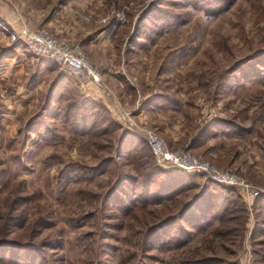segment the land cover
I'll return each instance as SVG.
<instances>
[{
    "label": "rangeland",
    "instance_id": "obj_1",
    "mask_svg": "<svg viewBox=\"0 0 264 264\" xmlns=\"http://www.w3.org/2000/svg\"><path fill=\"white\" fill-rule=\"evenodd\" d=\"M190 1L0 0L10 32L45 30L78 48L106 89L84 90L0 33L6 53L22 51L29 64L28 75L0 78V264H264V210L254 207L264 196L245 200L236 187L192 173L183 174L198 175L193 188L167 185L163 175L157 186L153 165L172 170L159 167L146 145L127 150L125 132L145 139L112 110L118 102L169 152H189L264 189V70L245 79L246 61L264 52V0H213L209 8ZM37 64L45 68L39 77ZM63 77L71 86L54 99L51 86ZM74 90L105 108L100 117L111 128L96 109L83 120L79 109L67 114ZM154 97L172 105L145 103ZM76 119H87L84 131L73 128ZM212 119L236 131L189 149ZM211 183L232 189L238 208L206 215L199 205L187 215L186 205ZM209 214L220 218L198 229ZM165 225L176 239L151 246Z\"/></svg>",
    "mask_w": 264,
    "mask_h": 264
},
{
    "label": "trees",
    "instance_id": "obj_2",
    "mask_svg": "<svg viewBox=\"0 0 264 264\" xmlns=\"http://www.w3.org/2000/svg\"><path fill=\"white\" fill-rule=\"evenodd\" d=\"M211 2H215V1L206 0L204 2V0H196L195 2L190 1V2H188V4H190V6H192L194 8H196L198 6V4H200V3H202V5H207L206 7H208V6L214 7V5H216V3L213 5H210ZM159 3H161V2H159ZM159 3H157V4H159ZM218 3H220V2H218ZM222 7H224V5H222L220 8H222ZM166 19L169 22L168 25H170L171 21L174 20L172 18H166ZM172 23L174 24L175 22H172ZM6 52H8V51L6 50L5 52L2 53L3 56L8 55V53H6ZM246 62H249V64H248V67L250 68L249 73L250 74L252 73V74L248 78H245V76H243V78H245L246 80H249L252 78L258 79L257 74L261 73L260 69L264 70V52H261L258 55L252 56ZM242 71H243V69L240 66L238 69H236L235 72H242ZM69 86H71V81L68 79H65L63 77L61 82H60V80L59 81L56 80V82H54V84L51 86L50 92L51 91L57 92L56 96L54 95V97H55L54 99H58V98L60 99L61 97H63L65 91L68 89ZM165 101H167V100H164L161 97H159V98L154 97L153 99H151L150 101H146L145 103L149 106L150 105L160 106L163 104L166 107V106L172 105L171 103H168ZM72 108L81 110L79 112L80 113L79 116L81 117V120H83L84 117H86L87 115H90L91 113H92V115H95L94 112H92V111H93V109H96L95 113L97 114V117L104 120L106 128L109 129L112 126L111 120H109L106 116L102 115L103 117H100L101 111L103 113H105V111H106L105 108H103L100 104H97L96 102H94L88 98L82 97L76 91L73 94L72 104L71 105L68 104L66 107L67 114H69V111H71V113H72V111L74 110V109L72 110ZM72 115H73V113H72ZM86 121H87V119L85 121H82V123H81L79 119H76V121L74 122L73 128L76 131H81L82 129H85V128H82V125L85 126L84 123H86ZM89 129L93 130V128H89ZM82 131H84V130H82ZM235 131H236V129L234 128V126H232L228 123H225L222 120L212 119L209 122L205 123L201 127V129L197 132V134L194 136V138H192L193 140L190 144L189 149L196 147V146H199L205 140L210 139V138H214L216 135H219L221 132L234 133ZM124 136L128 137L127 138V145H126L127 150L135 148L134 145H136L137 143L139 145H146L148 147V149L150 150L146 140L142 141L136 137H133L131 134H128V132H125ZM155 165H153V167L151 168V171H154V172H150V175L152 176L151 173H153V177H152L153 179L152 180H155L156 178L158 179L157 186L159 185V183H161L160 184V186H161V185H165V184L168 185L171 182L177 181V182L182 183V186L179 189L185 190V189L195 187V185H196L195 180L197 178L196 176H198V175H187V174H183L180 172L161 170V169H158V167ZM162 175H163V179L164 178L166 179L165 184H164V181L159 180V179H162V178H160ZM160 186L157 189H161ZM157 194H159V192H157ZM223 204H224V206H223ZM199 205H201V208L203 209V211L207 215L208 213L211 214L213 211H219V210L227 211V210H234L235 208L237 209L238 208V200H237L235 192L232 189H229L226 187H221L215 183L214 184L211 183V184L206 185L205 189L202 190V192H200L199 194H197L186 205V208L188 211L187 215H190L191 213H195L197 211V209L199 208ZM254 207L261 210V211L264 210V199H257L255 201ZM210 214H209L208 218L204 217V221L202 222L203 224L200 225L199 223H201V221L200 222L196 221V222H198V225H200L198 227V229H201L202 227L210 225V223L212 221H214L216 218L217 219L220 218V217H210ZM180 215H182V214H180ZM175 218H174L175 220H178L180 218L181 220H184V222L186 221L185 218H181L180 216H176ZM168 220H172V219H168ZM187 224L192 226V228H193V225H191V222H187ZM169 228H171V227L166 226L165 230L162 231L160 229L159 234L152 235L151 240H150L152 242L151 246L152 245L170 246L171 243L173 242V240H175L176 238L174 237L173 234H170L171 231H169L168 233L166 232ZM163 232H166L170 236L169 237H166L165 235L162 236ZM177 237H178V234H177Z\"/></svg>",
    "mask_w": 264,
    "mask_h": 264
},
{
    "label": "built area",
    "instance_id": "obj_3",
    "mask_svg": "<svg viewBox=\"0 0 264 264\" xmlns=\"http://www.w3.org/2000/svg\"><path fill=\"white\" fill-rule=\"evenodd\" d=\"M0 33L10 34L12 40L21 41L26 51L32 55L53 61L69 76L78 80L84 90L91 91V89H98L102 93L106 92V89L101 84L98 72L78 48L62 44L45 30L29 31L23 27L21 30H12L10 32L1 21ZM112 110L115 116L128 121L136 131H139L143 135L159 167L176 172L201 174L213 182L236 187L240 190V195L245 200L264 196V189H254L235 174L226 170L219 171L207 162L195 158L189 152H169L157 134L134 126L129 112L120 108L118 102L115 103Z\"/></svg>",
    "mask_w": 264,
    "mask_h": 264
},
{
    "label": "crops",
    "instance_id": "obj_4",
    "mask_svg": "<svg viewBox=\"0 0 264 264\" xmlns=\"http://www.w3.org/2000/svg\"><path fill=\"white\" fill-rule=\"evenodd\" d=\"M2 11L0 12V19L4 18L2 15H4L5 12H2ZM4 20H6V19L4 18ZM8 45H9V43L7 42V39L4 36L0 35V52H2V51L5 52L7 50ZM23 54L24 53L22 51L18 52V50H17V52H15L14 54H11V55H7V56H3V55L1 56L0 55V78L7 77L6 75H9V76L11 75L12 77H14L13 79H15V77L19 74L22 76L24 74L28 75V73L24 72V67H25V65H27V63L21 61V59H23L21 57V55H23ZM30 61H29V63L32 64V61H33L32 58ZM4 66H5V68H2ZM32 66H33V64H32ZM8 70L10 71V73ZM36 70H39L37 75H36L38 77H39V75L41 76V73L45 72L44 66H41L40 64H37V68L35 66V71ZM29 74L33 75L34 72L32 71Z\"/></svg>",
    "mask_w": 264,
    "mask_h": 264
}]
</instances>
